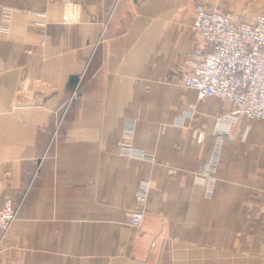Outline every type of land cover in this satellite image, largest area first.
I'll return each mask as SVG.
<instances>
[{
    "label": "crops",
    "instance_id": "crops-1",
    "mask_svg": "<svg viewBox=\"0 0 264 264\" xmlns=\"http://www.w3.org/2000/svg\"><path fill=\"white\" fill-rule=\"evenodd\" d=\"M199 3L264 13V0H0V207L18 210L0 264H264V119L232 122L230 104L185 87L208 50Z\"/></svg>",
    "mask_w": 264,
    "mask_h": 264
},
{
    "label": "built area",
    "instance_id": "built-area-1",
    "mask_svg": "<svg viewBox=\"0 0 264 264\" xmlns=\"http://www.w3.org/2000/svg\"><path fill=\"white\" fill-rule=\"evenodd\" d=\"M8 21L6 16L4 22ZM193 27L208 50L185 78V87L196 90L200 100L218 99L230 104L233 107L229 115L232 122L241 118L263 120L264 13H258L248 21H237L199 3L194 7ZM226 134L223 131L217 135L214 158L208 170L196 176L199 183L204 185L212 177ZM202 139L203 134H200L199 141ZM120 146L126 156L153 161L127 142ZM149 191V185L144 183L136 194V207L130 213L131 228L140 229L146 220ZM17 215L12 200L7 199L0 207V240L6 236Z\"/></svg>",
    "mask_w": 264,
    "mask_h": 264
},
{
    "label": "rangeland",
    "instance_id": "rangeland-1",
    "mask_svg": "<svg viewBox=\"0 0 264 264\" xmlns=\"http://www.w3.org/2000/svg\"><path fill=\"white\" fill-rule=\"evenodd\" d=\"M254 15V14H253ZM253 15L252 16H250V17H246V18H242L243 20H237V21H248V20H251L252 18H253ZM235 20V19H234ZM75 95V96H74ZM77 98V93H74L73 94V96H72V98H71V102L73 101V100H75ZM200 100V99H199ZM221 133L223 132V130H219ZM199 139V138H198ZM197 176H199V175H197ZM5 240V237L3 238V239H1L0 240V245H1V243L3 242Z\"/></svg>",
    "mask_w": 264,
    "mask_h": 264
}]
</instances>
